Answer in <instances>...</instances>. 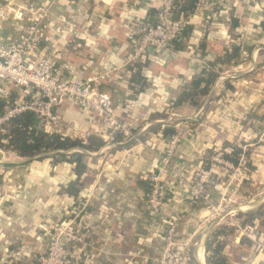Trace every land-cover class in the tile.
<instances>
[{
  "label": "crops",
  "instance_id": "obj_1",
  "mask_svg": "<svg viewBox=\"0 0 264 264\" xmlns=\"http://www.w3.org/2000/svg\"><path fill=\"white\" fill-rule=\"evenodd\" d=\"M34 1L51 5L42 48L54 51L59 63L69 61L68 78L107 73L100 87L111 94L118 118L128 122L141 140L151 139L152 146L121 141L82 150L84 168L69 158L34 160L2 150L0 264H39L52 226L68 221L84 241L66 242L67 264H158L173 219L178 237L191 241V263L254 264L258 257L252 242L224 219L198 227L207 205L190 199L173 173L166 177L167 211L152 214L146 200L149 175L157 171L166 146L167 127L176 131L183 126L187 131L174 158L185 181L193 180L199 168L210 162L211 152L222 149L229 154L235 146L263 140L264 0H201L185 17L191 31L175 45L174 57L150 48L135 65L127 62L128 34L155 22L159 0L10 2L24 6ZM234 48L239 49V57L230 62L226 57ZM210 70L217 78L209 94L197 106L175 107L182 90ZM56 112L61 129L73 138L78 137L75 132L96 128L90 123L94 112L75 102L66 101ZM155 124L157 129L150 130ZM35 126L43 131L58 129L41 128L39 121ZM253 155L254 176L264 186V148ZM222 176L220 171V180ZM207 192L214 202L220 199L213 187L208 186ZM242 212L237 219L254 225L264 240V211L252 219ZM217 244L222 245L219 252H215Z\"/></svg>",
  "mask_w": 264,
  "mask_h": 264
},
{
  "label": "built area",
  "instance_id": "obj_2",
  "mask_svg": "<svg viewBox=\"0 0 264 264\" xmlns=\"http://www.w3.org/2000/svg\"><path fill=\"white\" fill-rule=\"evenodd\" d=\"M10 1L0 0V98L6 100L0 112V134L5 132L12 119L26 112L35 115L41 128L47 125L59 127L61 120L56 109L66 101H72L95 114L90 118L92 127L96 126L95 130L75 132L77 138L85 143L98 137L104 146L116 145L121 141L142 147L152 146L151 139L141 140L128 122L118 118L111 94L100 87V81L107 73L86 79L68 78L66 71L70 68L69 61L59 63L54 51L42 48L44 26L51 20V5L34 1L24 6H14ZM225 1L248 3L251 0ZM174 9V0H159L155 22L144 23L128 34L131 43L128 64L135 65L150 48L175 56L173 44L186 24V18L178 17ZM174 15L178 18L174 19ZM13 98L15 100L11 101ZM186 138L183 126L177 127L173 134L166 137L157 171L149 175L150 189L146 200L149 210L155 215H163L167 211L169 185L166 177L169 172L173 173L178 183L185 186L190 199L203 201L207 205V215L199 221L198 227L204 228L211 221L224 219L227 225L252 242L258 257L254 264H264V240L260 231L254 225L237 219L242 210L236 205L234 197L240 189L239 184L228 187L233 183L235 173L245 168L243 159H239L235 165L225 158L224 152H218L212 158L209 169L199 168L193 180L185 181L181 168L174 164V158ZM222 169L231 171L226 181L219 179ZM208 186L220 193L217 202L210 198ZM176 201L180 203V200ZM83 241L72 222L56 223L51 228L47 251L39 256L38 262L67 264L69 254L66 242L81 244ZM190 246L191 241L178 237V225L173 219L165 231L158 264H193L189 257Z\"/></svg>",
  "mask_w": 264,
  "mask_h": 264
},
{
  "label": "trees",
  "instance_id": "obj_3",
  "mask_svg": "<svg viewBox=\"0 0 264 264\" xmlns=\"http://www.w3.org/2000/svg\"><path fill=\"white\" fill-rule=\"evenodd\" d=\"M200 2L201 0H174V11L180 17H187L197 8ZM190 31L191 27L189 25H184L173 44L174 48L176 44L182 41V37L190 34ZM238 57L239 49L234 48L226 58L231 62L233 59L237 60ZM216 78L217 73H214L213 70L204 71L203 74L193 80L190 86L182 90L181 94L176 98L174 106L177 107L184 103L197 106L200 98L209 94L211 86ZM13 100L15 99L13 98L11 101ZM5 104L6 100L0 98V112L3 111ZM36 123H38V119L31 112L16 116L5 127V132L0 134L1 149L19 157L34 158V160L44 158H69L77 163V165H81L80 167L84 168L83 161L86 155L81 151L98 150L99 146L102 145L101 141L95 138L90 139L89 142L86 143L79 138H73L61 129V126L57 127L58 129L53 128L52 130L43 131L35 126ZM158 126L159 125L155 124L150 130L154 131ZM174 132V127H167L164 130V136L168 137ZM242 152L240 147L235 146L231 153L225 154L224 156L227 160H230L236 165L238 164ZM210 165L211 163L208 162L204 165V168L209 169ZM258 213L260 214V211L249 213L248 216L252 219L258 215ZM221 248L222 245L217 244L215 252H219Z\"/></svg>",
  "mask_w": 264,
  "mask_h": 264
},
{
  "label": "rangeland",
  "instance_id": "obj_4",
  "mask_svg": "<svg viewBox=\"0 0 264 264\" xmlns=\"http://www.w3.org/2000/svg\"><path fill=\"white\" fill-rule=\"evenodd\" d=\"M240 148L243 149V152L240 154L239 159L241 158L243 159L244 161L243 164L245 168L235 173L233 177V183L230 184L228 187L230 188L237 187L236 184H239L238 187H240V189L238 193L235 194L234 197L236 200V205L240 206L243 209L241 210L243 211L242 214H245L247 216L248 213L251 212L260 211L262 213V211H264V186H262L263 183L262 184L260 183L261 180L254 176V173L257 171H255V167L253 165L254 163L256 164L257 162L255 158L253 159V157L255 156L253 155V153L256 154L260 148L261 150L264 148V138L261 141V143H255L254 145L251 146H248L246 144H241ZM244 151L246 153H244ZM218 152L225 153V151L222 149H217L211 152L212 154L209 157L210 162H212V158L215 157L216 153ZM258 163H260V161ZM256 170H257V165H256ZM221 171L223 172V176H222L223 180H226L228 178L229 173L231 174V171L227 172L226 169H222ZM249 205L252 206L248 208Z\"/></svg>",
  "mask_w": 264,
  "mask_h": 264
},
{
  "label": "water",
  "instance_id": "obj_5",
  "mask_svg": "<svg viewBox=\"0 0 264 264\" xmlns=\"http://www.w3.org/2000/svg\"><path fill=\"white\" fill-rule=\"evenodd\" d=\"M174 19H177L178 17H177V15H174V17H173ZM32 159V158H31ZM31 159H28L26 162H29ZM5 165H9V164H5ZM11 165V164H10Z\"/></svg>",
  "mask_w": 264,
  "mask_h": 264
},
{
  "label": "bare ground",
  "instance_id": "obj_6",
  "mask_svg": "<svg viewBox=\"0 0 264 264\" xmlns=\"http://www.w3.org/2000/svg\"><path fill=\"white\" fill-rule=\"evenodd\" d=\"M202 259V258H201Z\"/></svg>",
  "mask_w": 264,
  "mask_h": 264
}]
</instances>
